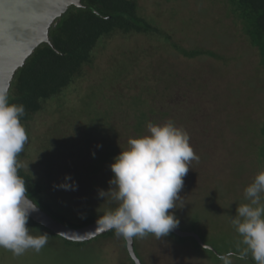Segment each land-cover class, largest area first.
Instances as JSON below:
<instances>
[{"label":"rangeland","instance_id":"374dc122","mask_svg":"<svg viewBox=\"0 0 264 264\" xmlns=\"http://www.w3.org/2000/svg\"><path fill=\"white\" fill-rule=\"evenodd\" d=\"M138 1L141 12L150 15L152 23L169 34L170 39L163 44L143 33L115 35L95 66L87 67L84 78L58 100H49L46 107L25 124L30 136L21 161L29 164L25 169L37 178L48 176L46 167L50 165V179L56 185L71 176L68 183L74 181L78 187L76 190L56 188L62 198L75 204L77 210H84L87 204L90 210H100L107 203L105 198L98 196V190H109L110 165L114 159L102 162V169L92 173L91 154L104 156L114 149L121 153L128 148L130 138L147 134L148 123L141 133L134 129L135 117L141 111L149 112L154 105L170 111L164 116L160 114L154 124L173 120L183 127L190 135V144L199 160L190 163L184 177V187L179 193L184 205L169 212L175 213L182 231L191 230L194 222L200 246L191 237L193 235L180 238L170 232L160 240L154 234L134 237L135 249L143 264H222L217 258L219 253L231 250L239 255L246 248L231 219L236 216L238 206L247 203L245 188L264 171V160L258 155L263 143L259 127L264 119V77L259 69L258 49L245 34L241 19L230 9L229 0ZM171 42L184 49L210 50L217 57L210 54L186 56ZM120 47L126 52L136 51L141 57L130 74H126L131 86L129 95L120 108L114 110L111 106L116 101L112 103L108 97L117 90L122 97V86L125 91L127 84L115 83L117 86L110 89L106 86V72ZM165 69L171 90L162 83L166 79ZM101 83L100 95H89L93 84ZM147 86L158 92L149 94ZM135 97L145 99V104L136 106L132 102ZM189 103L197 116L191 113L195 116L186 119L181 106ZM63 110L79 119L78 129L71 131L74 135L77 132L79 137L75 136L65 143L66 146L52 152L44 147V137L60 120ZM102 116L103 119H97ZM90 119L102 125H99V132L86 128L92 122ZM106 120L111 128H104ZM88 132L94 134L85 138ZM114 206L108 204L105 208ZM59 245L58 241L53 246ZM122 245L120 241L108 245L112 247L105 250L60 247L58 251H47L46 247L39 253L29 249L19 257L0 248L3 249L0 250V264H102L109 260L127 264ZM232 260L233 264H255L250 252L245 259L234 256Z\"/></svg>","mask_w":264,"mask_h":264},{"label":"trees","instance_id":"16d2710c","mask_svg":"<svg viewBox=\"0 0 264 264\" xmlns=\"http://www.w3.org/2000/svg\"><path fill=\"white\" fill-rule=\"evenodd\" d=\"M229 2L233 14L241 19L243 23L242 28L248 36L252 46L258 49L260 56L259 69L264 77V0H229ZM141 9L142 6L139 4L138 0H82V6L72 5L52 25L50 29V39L53 45L42 43L35 49L33 54L27 59L26 64L17 70L8 92L10 103H22L25 106V115L21 118V122L26 129L28 137L30 134L25 124L33 119L37 112L44 109L49 100H58L64 92L84 78L87 67L93 68L95 66L99 56L105 54V49L109 47L115 35L124 34L128 36L131 34L143 33L155 37V40L158 39L163 44L167 43V40L170 39V37H168L169 34L163 31L158 25H154L150 15L142 13ZM170 44H173L177 50H180L186 56L193 57L199 54H210L217 57L216 54L210 50L184 49L180 47L179 44H174L173 42ZM139 57L141 56L136 51L126 52L121 47L118 48V52L116 51L113 54L111 67L109 71L106 72L108 81L106 86L113 90V86H117L115 83L127 84L125 85V91L124 86L121 85V96L124 99L120 97L119 90L116 91L119 93L118 98H116L117 93L108 97V101L112 103L116 101L111 106L114 110H118L121 102H123V100L125 101V98L129 95L131 86H129L126 81V74H130L129 71L136 66ZM113 63L116 65L114 66ZM163 74L166 78L162 81L163 86H167L166 88L170 89L172 84L168 83L169 74L166 69ZM170 77H173V74ZM172 80H174V78ZM102 84L103 83L98 85L93 84V91L89 95L96 93L100 95L99 92H102ZM95 88H97V90ZM147 90L151 95L158 92L152 86H147ZM135 98L136 99L132 102L136 104V106L145 104V99L142 100L140 97ZM181 107H183V113H185L183 115L184 118L187 119L190 116H195V109L190 103L189 105L185 104ZM138 109H140V107ZM169 112L170 111L165 109L163 111L155 105L150 108L149 112L141 111L135 117V131L138 133L143 132L145 124L149 122L154 123L160 114L164 116L169 114ZM191 113L195 114L190 115ZM103 118L102 116V118L98 117L97 119L100 120ZM59 119L60 120L54 124L55 126L51 127L44 137V147L51 149L52 152L59 150L57 149L59 147L66 146L65 143H68V140L78 136L77 132L75 135L72 134V132L78 129L79 119L71 117V114L66 113V110L62 111V116ZM91 121L92 122L88 123L89 126L86 128H92L95 132H99L101 130L99 125L101 127L102 125L99 123L97 125L96 121ZM65 126L66 128L64 129ZM108 127L111 128L106 120L104 122V128ZM112 128L115 127L112 126ZM102 130L105 129L102 128ZM259 131L263 143L258 151V155L261 160H264V119L259 127ZM93 134L94 132H88L84 137L90 138ZM119 154L120 152L116 149L110 150L108 153H105L104 156L91 154L90 169H92V173L102 169V162L105 163L111 158L114 159V157ZM21 156L22 153L18 157L19 160H21ZM46 169H48L45 173L48 174L46 177L37 178V176L35 177L25 168L19 170V175L26 180L28 196L55 220L67 226L78 228L96 222L98 217L108 210L105 208L108 204L105 206L102 205L103 207L100 210H90L88 204L82 211L75 209L76 205L71 202L70 204L66 202L54 187V183H52V179H50V173L52 172L49 171L51 170L50 165H48ZM109 175L113 178L114 173L111 171ZM89 176H91V174L88 175V177ZM80 203L82 204L84 202ZM192 211L193 209L191 208L189 211L190 215ZM27 226L30 228V233L32 235H37L39 231L41 233H48V243L43 247H47V251H58L60 247H66V249L73 247L79 250H90L91 248L98 249L99 247L105 250L106 248L112 247L108 245L116 244L121 241L128 258L127 264H136L128 251L126 239L116 236L114 230L101 233L86 241H72L54 233L31 217L29 218ZM192 226L193 227L189 231L198 234L194 228V222H192ZM171 232L179 237L186 236L179 235L174 231ZM191 237L194 238L200 246L197 238ZM58 241L60 245L53 246L57 244ZM115 247L118 250L121 245ZM42 252L45 253L46 251L43 250ZM135 252L138 255L136 249ZM220 254L226 253H219L218 255ZM113 263L115 264V262L109 260L102 264Z\"/></svg>","mask_w":264,"mask_h":264},{"label":"clouds","instance_id":"9594fccd","mask_svg":"<svg viewBox=\"0 0 264 264\" xmlns=\"http://www.w3.org/2000/svg\"><path fill=\"white\" fill-rule=\"evenodd\" d=\"M24 115L25 106L10 103L8 91L0 90V248L17 257L29 249L39 253L49 240L48 233L32 235L27 226L37 204L29 198L26 180L19 175L20 169L29 168L18 159L29 140L21 122ZM147 129V134L130 138L128 148L110 165L114 173L110 188L98 190V196L115 206L98 217L96 231L114 230L126 240L154 234L160 240L179 226V219L169 210L184 205L179 193L190 163L199 156L189 133L173 120L149 122ZM71 180L66 176L54 187L76 190L78 185L68 183ZM244 197L247 203L238 206L231 223L246 248L239 255L231 250L218 255L222 264H233L234 256L245 259L249 252L255 264H264V171L245 188Z\"/></svg>","mask_w":264,"mask_h":264},{"label":"water","instance_id":"95a60500","mask_svg":"<svg viewBox=\"0 0 264 264\" xmlns=\"http://www.w3.org/2000/svg\"><path fill=\"white\" fill-rule=\"evenodd\" d=\"M72 5L82 6V0H0V90L9 92L17 70L26 64L39 45H53L50 29ZM30 217L72 241H86L107 232L96 231V222L78 228L67 226L55 220L39 205ZM70 231L77 234L72 235ZM172 231L199 239L193 231H182L178 227ZM126 244L135 263L143 264L135 252L134 239L126 240Z\"/></svg>","mask_w":264,"mask_h":264},{"label":"bare ground","instance_id":"6f19581e","mask_svg":"<svg viewBox=\"0 0 264 264\" xmlns=\"http://www.w3.org/2000/svg\"><path fill=\"white\" fill-rule=\"evenodd\" d=\"M70 233L72 234V235H76L77 233L74 231H70Z\"/></svg>","mask_w":264,"mask_h":264}]
</instances>
